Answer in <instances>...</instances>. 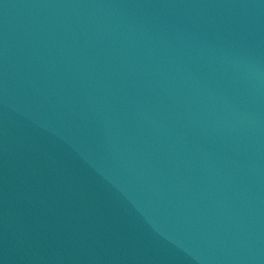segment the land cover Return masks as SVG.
<instances>
[{
  "label": "water",
  "instance_id": "water-1",
  "mask_svg": "<svg viewBox=\"0 0 264 264\" xmlns=\"http://www.w3.org/2000/svg\"><path fill=\"white\" fill-rule=\"evenodd\" d=\"M0 264H264V0H0Z\"/></svg>",
  "mask_w": 264,
  "mask_h": 264
}]
</instances>
